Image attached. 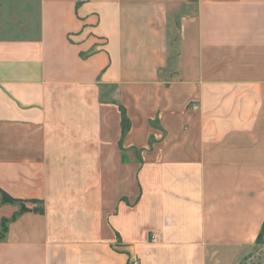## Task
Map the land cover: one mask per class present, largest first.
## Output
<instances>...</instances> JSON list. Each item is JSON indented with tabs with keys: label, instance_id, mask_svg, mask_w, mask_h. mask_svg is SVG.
Segmentation results:
<instances>
[{
	"label": "crops",
	"instance_id": "obj_1",
	"mask_svg": "<svg viewBox=\"0 0 264 264\" xmlns=\"http://www.w3.org/2000/svg\"><path fill=\"white\" fill-rule=\"evenodd\" d=\"M22 7L0 189L30 210L0 194V264H238L264 224V0Z\"/></svg>",
	"mask_w": 264,
	"mask_h": 264
},
{
	"label": "rangeland",
	"instance_id": "obj_2",
	"mask_svg": "<svg viewBox=\"0 0 264 264\" xmlns=\"http://www.w3.org/2000/svg\"><path fill=\"white\" fill-rule=\"evenodd\" d=\"M25 1L30 2V0H0V21L10 28L22 22L35 20V11L25 10L22 7ZM174 33H177V30ZM238 264H264V232L261 242L250 247Z\"/></svg>",
	"mask_w": 264,
	"mask_h": 264
},
{
	"label": "trees",
	"instance_id": "obj_3",
	"mask_svg": "<svg viewBox=\"0 0 264 264\" xmlns=\"http://www.w3.org/2000/svg\"><path fill=\"white\" fill-rule=\"evenodd\" d=\"M103 100H105V99H103ZM119 107H120L121 114H122V135L124 136L128 132V130L130 129L131 122H130V119H129L128 115H127L126 108L122 104H119ZM0 194L2 195V202H4V203H17V204H20V206H21L20 207V211L18 213H16L13 218H16L17 216H19L23 212H26V211L30 210V208L26 206L25 201L19 200V199H16V198L12 197L11 195H9L7 192H5L2 189H0ZM36 210L44 211V206L42 205L40 208H38ZM7 222H8V220L4 219L2 221V226L5 227ZM4 232H5V230L3 228L2 231L0 232V236H3ZM263 232H264V224L262 226L261 232L259 233L255 243L261 242L262 236H263Z\"/></svg>",
	"mask_w": 264,
	"mask_h": 264
},
{
	"label": "built area",
	"instance_id": "obj_4",
	"mask_svg": "<svg viewBox=\"0 0 264 264\" xmlns=\"http://www.w3.org/2000/svg\"><path fill=\"white\" fill-rule=\"evenodd\" d=\"M135 264H140V262H136Z\"/></svg>",
	"mask_w": 264,
	"mask_h": 264
}]
</instances>
